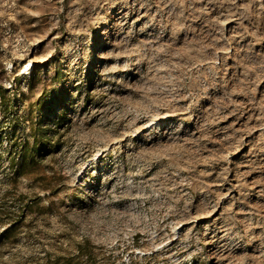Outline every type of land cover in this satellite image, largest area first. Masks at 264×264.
I'll use <instances>...</instances> for the list:
<instances>
[{"label": "rangeland", "instance_id": "1", "mask_svg": "<svg viewBox=\"0 0 264 264\" xmlns=\"http://www.w3.org/2000/svg\"><path fill=\"white\" fill-rule=\"evenodd\" d=\"M0 264H264V0H0Z\"/></svg>", "mask_w": 264, "mask_h": 264}]
</instances>
